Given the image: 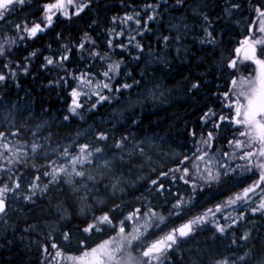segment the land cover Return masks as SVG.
<instances>
[{
	"label": "trees",
	"instance_id": "16d2710c",
	"mask_svg": "<svg viewBox=\"0 0 264 264\" xmlns=\"http://www.w3.org/2000/svg\"><path fill=\"white\" fill-rule=\"evenodd\" d=\"M51 1L0 21V264L80 254L132 216L160 219L152 240L206 212L159 262L264 264V176L237 159L195 171L203 147H232L264 0H77L45 18Z\"/></svg>",
	"mask_w": 264,
	"mask_h": 264
},
{
	"label": "rangeland",
	"instance_id": "374dc122",
	"mask_svg": "<svg viewBox=\"0 0 264 264\" xmlns=\"http://www.w3.org/2000/svg\"><path fill=\"white\" fill-rule=\"evenodd\" d=\"M29 1L0 0V21ZM78 3L77 0H52L46 5L44 16L67 17L77 11ZM252 28V33L242 43L236 66L237 69H242L233 91L238 113V132L229 151L211 153L203 147L195 166L196 173L202 176L213 174L233 159L240 160L244 167L256 169L260 176H264V58L260 55L264 51V14ZM78 105L79 102L75 99L72 103L74 112ZM254 190L255 188L251 192ZM0 196L3 197V194L0 193ZM213 216L215 213H203L152 240L145 238L159 230L160 219L153 218L152 221L159 222L152 227L150 218L132 216L128 230L123 226L119 233L93 248L77 255H65L53 249L46 252L45 258L48 264H162L159 261L167 251L177 245L179 240L187 238L195 228L208 223Z\"/></svg>",
	"mask_w": 264,
	"mask_h": 264
},
{
	"label": "bare ground",
	"instance_id": "6f19581e",
	"mask_svg": "<svg viewBox=\"0 0 264 264\" xmlns=\"http://www.w3.org/2000/svg\"><path fill=\"white\" fill-rule=\"evenodd\" d=\"M235 9H236V8H234L233 10L235 11ZM231 10H232V8H231ZM242 18H243V17H242ZM244 20H246V19H244ZM241 23H242V22H241ZM248 23H249V21H248ZM237 25H238V24H236L235 26H237ZM242 25H243V24H242ZM245 25H246V23L244 24V26H245ZM239 26H241V25H239ZM247 26H248V25H247ZM250 26H251V25H250ZM245 27H246V26H245ZM231 28H232V26H231ZM234 28H235V27H233V29H234ZM239 28H240V27H239ZM242 28H243V27H242ZM228 29H229V28H228ZM240 29H241V28H240ZM249 29H250V27H249ZM252 29H253V28H252ZM247 30H248V29H247ZM237 31H238V29H237ZM242 31H243V30H242ZM227 33H228V32H227ZM240 33H241V32H240ZM242 33H244V32H242ZM249 33H251V32H249ZM241 35H242V34H241ZM228 36H229V35H228ZM247 36H248V35H247ZM221 37H222V36H221ZM237 37H238V36H237ZM223 38H224V37H223ZM231 38H234V36L231 37ZM242 38H243V37H242ZM227 39H228V38H227ZM234 39H235V38H234ZM243 39H244V38H243ZM222 40H223V39H222ZM232 40H233V39H232ZM235 40H236V39H235ZM237 40H239V39H237ZM237 40H236V41H237ZM220 42H221V41H220ZM233 42H234V41H233ZM241 42H242V41H241ZM263 42H264V41H263ZM235 44H236V43H235ZM232 45H234V44H232ZM240 45H241V44H240ZM217 46H218V45H217ZM219 47H220V46H219ZM219 47H218V48H219ZM229 47H230V46H229ZM234 47H235V46H234ZM221 48H222V47H221ZM221 48H220V49H221ZM232 49H233V48H232ZM222 50H223V49H222ZM224 50H225V49H224ZM224 50H223V51H224ZM226 50H227V49H226ZM228 50H229V48H228ZM228 50H227V51H228ZM218 51H219V50H218ZM230 51H231V50H230ZM233 51H234V50H233ZM220 53H221V52H220ZM224 53H226V56H227V52H224ZM224 53H223V55H224ZM233 53H234V52H233ZM234 54H235V53H234ZM236 54H237V53H236ZM221 56H222V55H221ZM226 56H225V57H226ZM233 56H234V55H233ZM228 58H229V56H228ZM232 58H233V57H232ZM223 59H224V58H223ZM226 61H227V59H226ZM226 61H225V62H226ZM231 61H232V60H231ZM231 61H230V62H231ZM242 67H243V66H242ZM242 67H241V68H242ZM244 67H245V66H244ZM249 67H251V66L249 65ZM249 67L247 66V69H249ZM233 68H234V67H233ZM241 70H242V69H241ZM231 75H232V74H231ZM226 76H227V75H226ZM231 77H232V76H231ZM226 78H227V77H226ZM233 79H234V77H233ZM228 80H229V79H228ZM234 82H235V80H234ZM229 86H230V85H229ZM233 86H234V85H233ZM230 87H231V86H230ZM232 89H233V87H232ZM226 93H227V92H226ZM229 93H230V90H229ZM227 96H228V94H227ZM227 98H228V97H227ZM241 109H242V108H241ZM241 114H242V113H241ZM242 115H243V114H242ZM242 117H243V116H242ZM244 117H245V116H244ZM245 119H246V118H245ZM197 175H198V174H197Z\"/></svg>",
	"mask_w": 264,
	"mask_h": 264
},
{
	"label": "water",
	"instance_id": "95a60500",
	"mask_svg": "<svg viewBox=\"0 0 264 264\" xmlns=\"http://www.w3.org/2000/svg\"><path fill=\"white\" fill-rule=\"evenodd\" d=\"M8 210V200L0 197V217L3 216Z\"/></svg>",
	"mask_w": 264,
	"mask_h": 264
}]
</instances>
